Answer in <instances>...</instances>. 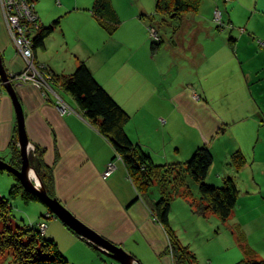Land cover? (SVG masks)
<instances>
[{"label":"rangeland","instance_id":"rangeland-1","mask_svg":"<svg viewBox=\"0 0 264 264\" xmlns=\"http://www.w3.org/2000/svg\"><path fill=\"white\" fill-rule=\"evenodd\" d=\"M72 1L35 0L38 10L56 11L50 22L59 20V25L67 21L68 16L59 9ZM86 3L90 4L92 0H78V7H87ZM112 3L121 24L127 22L123 12L137 13L139 6L147 10L148 15L153 14L158 23L161 22V15L154 10L155 0H112ZM78 14L79 25L84 19L81 12ZM162 23H166L164 27L170 31L169 35L177 31L176 36L180 40L175 37L171 39L176 41L175 49L179 48L177 56L163 53L164 56L159 60L162 63L159 71L162 87L157 89L154 96L163 99L167 110L163 105L157 121L150 110H145V132L148 138H153L150 141L152 160L157 164L189 160L199 146H195L190 152L191 156L184 161L179 160L180 156L185 155H178L181 149L173 151L183 145L186 132L190 133L189 136L194 135L197 145L202 141L203 132L209 134V124L214 134L210 137V140L214 137V144H210L214 171L231 174L238 188L237 204L226 220L213 213L195 211L188 198L175 192L171 200L170 214L173 217L169 216V229L181 245L194 253L195 264H235L246 258L264 261V0H200L197 10L168 18ZM148 25V39L159 42L161 33ZM194 50L201 54L194 58ZM202 56L207 57L204 68L198 66V57ZM45 74L40 73L42 81H33L42 90L54 84L51 76L46 77ZM24 80L23 83L29 81ZM178 90L195 94L191 107L193 120L197 123L203 121L207 128L201 130L198 125L190 124L189 114L171 101L170 97ZM165 102H168L169 107ZM140 117L139 111L132 113V122H137ZM34 148L28 141V155ZM237 149L246 160L239 172L233 163V153ZM0 159L9 162V152L1 153ZM13 176L6 169H0V197L7 199L11 205L6 226L11 230L25 225L36 228L40 217V222L45 221L47 227V222L53 216L48 209L47 215L41 213L45 208L41 200L26 203L21 195L9 197L12 185L17 182ZM211 181L220 184L215 177ZM39 183L44 188L40 178ZM191 191L196 201H199L196 189ZM53 218L57 219L56 216ZM57 220L62 224L61 228L58 227L54 237L50 238L57 243L68 264H121L93 245H88L59 218ZM4 227V222L0 221V230ZM166 238L168 245L167 233ZM137 252L144 257L142 264H165L154 252V255H150L141 247ZM166 252L172 257L170 252ZM0 264H12L11 257L4 251H0Z\"/></svg>","mask_w":264,"mask_h":264},{"label":"crops","instance_id":"crops-1","mask_svg":"<svg viewBox=\"0 0 264 264\" xmlns=\"http://www.w3.org/2000/svg\"><path fill=\"white\" fill-rule=\"evenodd\" d=\"M92 3H86L87 7H78V0L66 2L59 10L68 14L67 21L58 25L45 39L43 46L34 50V61L46 66L51 72L68 74L74 70L79 60H84L94 78L130 114V120L125 125L129 138L151 154L150 141L153 138H148L145 132V110H150L156 121L163 105L167 110L163 99L154 95L157 89L162 87L159 75L162 68L160 57L168 53L171 56L178 55L179 48L175 49L177 46L174 44L176 41L171 40L179 39L176 36L177 31L169 35L170 31L164 27L166 23H158L155 20L154 25L161 33V38L157 42V48L151 50L147 28L150 21L146 17L149 12L142 6L138 7L137 13L123 12L127 22H120L116 30L109 35L92 15ZM36 6L34 0V9L40 22L44 25L50 23L56 11H41ZM113 7L117 12L114 5ZM79 11L84 21L78 25ZM193 53L194 58L201 54L195 50ZM0 60L9 75L18 74L25 68V60L18 54L1 9ZM206 60L205 56L198 57V66L204 68ZM46 75L50 74L46 72ZM12 85L22 106L28 141L42 150L43 161L52 171L55 197L60 203L102 237L126 249L133 257L132 264L144 262V257L137 252L139 247L150 255L155 253L165 264H172V257L166 252L167 238L164 227L139 197L124 163L116 155L110 141L90 123L72 97L57 84L43 90L31 81L23 83L12 80ZM4 88L0 82V154H10L8 145L16 130V114L12 100ZM192 96L195 94L178 90L170 98L176 106L189 114L187 117L191 119H188L190 124L198 125L201 130L208 126L211 129H208V135L203 132L202 141L197 145L194 135L184 133L183 145L173 151L178 152L181 149L178 155L185 154L184 157L180 156V161L187 160L195 146L206 144L210 148L214 138L210 140L214 135L212 126L193 120ZM58 101L64 106V110L58 108ZM137 111L141 117L137 122H132V113ZM173 154L175 156V153ZM110 162L114 163V169L108 176H104L103 173ZM240 169H236L237 172ZM213 177L220 184L212 183ZM228 177L232 178V175L222 174L220 171L215 173L211 164L206 180L212 185L220 186L223 179ZM234 182L236 183L235 180ZM150 197L156 201L160 197V190L152 188ZM42 212H47L46 206ZM52 216L54 217L53 214ZM170 216L173 217L172 214ZM53 217L47 222L45 231V236L52 238L55 230L62 225L58 218ZM39 221L40 217L37 223ZM87 244L90 245L89 242Z\"/></svg>","mask_w":264,"mask_h":264},{"label":"trees","instance_id":"trees-1","mask_svg":"<svg viewBox=\"0 0 264 264\" xmlns=\"http://www.w3.org/2000/svg\"><path fill=\"white\" fill-rule=\"evenodd\" d=\"M24 1L32 3L34 6V0ZM199 4L200 0H155L154 10L156 14L161 15V22H164L168 18H176L185 12L197 10ZM33 10L35 12L34 8ZM90 11L109 35L116 30L120 23V18L111 0H93ZM146 17L150 20L148 27L156 29L154 15L150 14ZM37 25L38 27L30 35L35 67L38 71L49 73L52 83L60 85L72 97L90 123L95 125L98 131L110 141L116 155L124 163L139 197L149 208L154 218L164 227L169 238L166 251L170 252L173 264H195L194 253L186 246L181 245L176 235L169 229L171 200L174 193L178 192L188 198L195 211L205 214L213 213L218 218L226 220L237 204L238 188L236 183L229 177L224 178L223 184L220 186L207 182V174L213 162V153L206 144H201L185 162L155 163L150 154L132 142L127 135L125 125L130 120V114L94 78L84 60H79L74 70L68 74L51 72L46 66L34 61V50L43 46L45 39L58 27L59 20L44 25L37 16ZM158 45L159 43L152 41L151 50H155ZM8 149L11 155L8 163L19 168L21 156L17 129L9 142ZM28 160L38 174L45 192L50 197H55L52 171L43 161L42 150L35 147L29 153ZM245 162L246 160L239 150L233 153L235 169H240ZM15 180L17 182L11 187L10 198L21 195L26 203L31 200L40 201L37 195L24 189L17 178ZM154 187H161L160 197L156 201L150 197V191ZM193 188H196L199 201H196L192 195ZM10 212L9 201L0 197V221L5 224L4 229L0 230V251H4L11 257L12 264H68L67 258L60 252L57 243L45 236V233L39 230L38 224H36V228L25 225L17 226L15 230H11L7 227ZM50 215L52 216L51 213ZM90 245L92 246L91 243ZM235 264H264V261L246 258Z\"/></svg>","mask_w":264,"mask_h":264},{"label":"water","instance_id":"water-1","mask_svg":"<svg viewBox=\"0 0 264 264\" xmlns=\"http://www.w3.org/2000/svg\"><path fill=\"white\" fill-rule=\"evenodd\" d=\"M12 75L13 74L9 75L6 73L0 60V82L4 85L8 95L10 96L16 114L17 140L21 156V165L17 168L0 159V169H6L9 173L13 174L24 189L37 195L41 202L47 207L48 211L76 232L80 238L91 243L93 247L108 254L111 258L117 260L121 264H132L131 260L133 257L126 252L123 247L102 237L95 230L76 218L62 203H60L56 197H50L43 188L40 187V189H38L24 176L25 169L28 166V138L24 127V114L22 106L13 89L11 80Z\"/></svg>","mask_w":264,"mask_h":264},{"label":"built area","instance_id":"built-area-1","mask_svg":"<svg viewBox=\"0 0 264 264\" xmlns=\"http://www.w3.org/2000/svg\"><path fill=\"white\" fill-rule=\"evenodd\" d=\"M0 5L8 23V27L14 40L16 49L19 50L20 55L24 58L27 66L24 68L23 72L13 74L11 76V80L23 82L25 81L24 79H27L32 83L33 81H35L34 83L39 82L40 80L42 81V76L40 73H45L38 71L37 68H35L31 51L32 43L30 35H32L33 30L38 27L37 15L33 10V4L24 0H19V2H16V0H0ZM45 76L49 77L46 74ZM57 104L60 110H64V106H62L59 101ZM113 169V162H110L103 173L104 176H108ZM45 215H47V212H45ZM38 227L42 233H45V221H39Z\"/></svg>","mask_w":264,"mask_h":264},{"label":"bare ground","instance_id":"bare-ground-1","mask_svg":"<svg viewBox=\"0 0 264 264\" xmlns=\"http://www.w3.org/2000/svg\"><path fill=\"white\" fill-rule=\"evenodd\" d=\"M24 176L30 182L34 183L35 187H37L38 189H40L39 178H38L35 170L33 169V167H31L30 165H28L26 167V169H25Z\"/></svg>","mask_w":264,"mask_h":264}]
</instances>
